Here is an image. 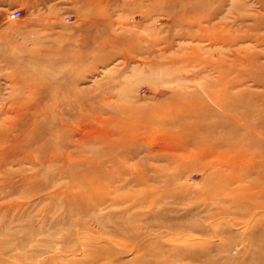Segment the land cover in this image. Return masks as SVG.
<instances>
[{
    "label": "rangeland",
    "instance_id": "obj_1",
    "mask_svg": "<svg viewBox=\"0 0 264 264\" xmlns=\"http://www.w3.org/2000/svg\"><path fill=\"white\" fill-rule=\"evenodd\" d=\"M174 2L0 0V264H264V47L217 65Z\"/></svg>",
    "mask_w": 264,
    "mask_h": 264
},
{
    "label": "bare ground",
    "instance_id": "obj_2",
    "mask_svg": "<svg viewBox=\"0 0 264 264\" xmlns=\"http://www.w3.org/2000/svg\"><path fill=\"white\" fill-rule=\"evenodd\" d=\"M152 1L156 2V3L162 2V3L166 4L167 7L174 6L173 4L176 2V1L174 2V0H152ZM227 2H231V3H230V6L226 8L225 4ZM256 4L259 7L261 12L255 13L252 15V17H250L248 14L245 13V12H247L249 10L251 11L253 9L252 5L248 1H244L243 3L237 2V5H235L234 1H232V0L231 1L230 0H182V4L179 5V12L173 14L171 21H172V23H175L178 25L179 24L180 25L185 24L183 26H186L187 30L185 31V33L183 32L181 35L182 37H185V39H188L190 41H197V42H207L209 44V46L211 47L210 49L213 51V53L211 55H213V54L216 55L217 65H220V66L226 65L227 62H226V59H224L226 56V57H229V60L231 59L229 67L236 68L238 66L243 65L245 67V69L248 70L251 67H256V66L259 67V64H257V60H258V58H261L262 55L259 52L258 48L264 47V0H256ZM248 19H250V21H252L251 24L246 23V21ZM186 27H185V29H186ZM261 31L263 32L262 34L259 33ZM208 52H210V50ZM223 54H224V58L222 57ZM211 67H213V66H211ZM260 68L263 70V73H264V65H260ZM249 78L255 84H257V82L259 80H261L263 82L262 83V86H263V92L262 93L263 94L260 95L259 99L261 102L264 103V77L263 78L260 77L259 80H258V77H255V76L249 77ZM242 83H243V81H240L239 79H237L236 81H231L229 84L233 88V87L241 86ZM229 84H228V86H230ZM167 116L169 117V114H167ZM97 121H98V119H97ZM170 122H171V120H170ZM170 124L172 125V123H169L170 127H168L169 132L167 134V136H169L170 138H174L181 131H183L185 134H189L195 130V129L193 130V128H190V127H186V129H185V126H181V125L180 126H174V125L171 126ZM84 128H86V127H84ZM82 129L83 128H81V130ZM83 131H84V129H83ZM203 131H205V130H203ZM100 134H101L100 138H104V137L108 136V139H110V137L115 135V132L107 133L106 129H103L102 131H100ZM207 134H209V130L207 131ZM81 136H82V134H81ZM114 137L115 138L117 137L114 140V142H116V141L119 142L121 140V136L118 134ZM114 137H113V139H114ZM170 138H167V139H170ZM144 139L147 140V138H144ZM124 141H125V139H124ZM109 142H110V140H109ZM169 142H171V141H169ZM189 144L190 143H186V144L184 143L183 145H180L179 148L174 147V149H178V152H179V149L182 146L184 148V151H185L187 149V147L189 146ZM192 144H193V148H194L195 147L194 144L196 145V142H194ZM176 146H178V145H176ZM196 146H199V145H196ZM193 148H192V150H193ZM209 148H211V147L209 146ZM190 150H191V148H190ZM195 150H196V148H195ZM187 151H188V149H187ZM187 151H185V152H187ZM209 151L213 152L211 149H209ZM195 152H198V151L196 150ZM216 152L217 151H215V153ZM112 158H113V156H112ZM122 161H124V160H122ZM30 167H32V166H30ZM34 170H35V168H34ZM93 176H94V174L92 175V173L86 175L87 178H92ZM120 178H121V176H120ZM128 181L134 182V175L132 176L131 180L128 179ZM130 182H126V184L130 183ZM126 184H124V185H126ZM128 187H129V185H128ZM95 188H96V184H93L91 186L90 181H89V183L86 186V189H87L89 194L91 193L90 194L91 196L93 195V191ZM87 191H86V194H88ZM130 196H128V197H130ZM113 204H114V201H113ZM259 205L260 206H256V207L260 208L262 206L264 208V202L259 203ZM252 208H253V206L244 208L243 214L244 215L248 214ZM83 210H87V208L83 207ZM115 228H117V227H115Z\"/></svg>",
    "mask_w": 264,
    "mask_h": 264
},
{
    "label": "built area",
    "instance_id": "obj_3",
    "mask_svg": "<svg viewBox=\"0 0 264 264\" xmlns=\"http://www.w3.org/2000/svg\"><path fill=\"white\" fill-rule=\"evenodd\" d=\"M20 15H21V12H20V11H15V12L12 14V17L15 18V19H17V18L20 17Z\"/></svg>",
    "mask_w": 264,
    "mask_h": 264
}]
</instances>
